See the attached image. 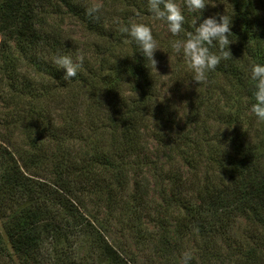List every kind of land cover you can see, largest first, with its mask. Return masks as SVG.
<instances>
[{"label":"trees","instance_id":"16d2710c","mask_svg":"<svg viewBox=\"0 0 264 264\" xmlns=\"http://www.w3.org/2000/svg\"><path fill=\"white\" fill-rule=\"evenodd\" d=\"M96 1L0 0V264H138L110 235L116 225L136 236L137 225L151 217L165 229L147 234L154 240L150 264H179L185 253L168 218L181 235L226 232L236 217L247 220L253 242L238 264H264V122L250 110L248 75L252 64H264V0H220L215 13L210 3L200 18L176 0L184 30L168 37L158 35L153 25H167L149 13L147 0ZM93 4L102 6L96 18L86 14ZM217 14L232 18V58L200 84L180 62L174 76L185 78L191 92L163 98L162 56L193 31L195 20L198 26ZM64 15L89 40L64 34L57 21ZM115 19L152 29L160 48L156 67ZM79 54L85 60L77 76L62 79L53 58ZM215 94L245 105L246 129L239 111L224 120L230 133L211 132L202 108L218 106ZM182 98L179 116L173 108ZM215 112L225 118L224 109ZM216 137L226 145L214 143ZM178 159L184 166L172 165ZM155 197L163 211L155 210ZM172 204L185 212L171 218Z\"/></svg>","mask_w":264,"mask_h":264},{"label":"rangeland","instance_id":"374dc122","mask_svg":"<svg viewBox=\"0 0 264 264\" xmlns=\"http://www.w3.org/2000/svg\"><path fill=\"white\" fill-rule=\"evenodd\" d=\"M98 1L99 0H97L96 2ZM177 4L180 5V2H178ZM220 4V0H211V8L209 9V11L215 13L220 7ZM57 21L61 26L60 30L63 31L64 34L70 36L75 40H80L81 42L89 40V33L87 32V30H85V28L79 22H76L75 19L71 18L70 16L64 15L58 17ZM153 26L157 30L158 35L168 37V31L164 26L157 24ZM168 40L169 39H167L166 41ZM166 41H161L160 43H158L161 48L164 46ZM163 56L161 58V61L158 63V78L163 98L174 100L177 94V90H181L182 95L185 94L184 92L186 90H188L190 93V83L185 78L177 79L176 76H174V71L179 66L180 62L185 61L183 57L173 52V50L169 54L165 55L164 53ZM28 72L31 74L34 73L32 71ZM32 80L33 82L36 81V79ZM213 99L218 102V106L216 108H202L204 111L203 120H206L207 126L213 133H230L231 129H228V124L225 123V119H227V117L229 116L228 114H230L233 119H236V115L239 113L240 109L246 107L245 105H242L241 101L239 100L233 99V101L228 102L225 98L222 99L219 97V95L216 94ZM176 101L178 103L176 105V108H173V110L175 113H179V116H182L183 110L185 109L182 108L184 106L185 100L184 98H182L176 99ZM222 109H224L225 111V118H221L220 114L218 117L217 112H215L220 111ZM241 113L243 115H241L240 120L243 121L244 128L246 129V121L249 118L243 112ZM254 134L260 135L261 132H254ZM213 142L220 143L221 146L226 145L227 143H224L225 140L219 137L214 138ZM152 156L153 158H156L160 161L166 159L164 157V154L162 153H153ZM178 161L179 162H175L172 165H174V167L176 168H180L182 165L184 166L185 163L183 161L179 159ZM184 170L190 175L193 172V170L188 167H184ZM200 174L204 176L203 169ZM155 199L156 200H153L152 203L155 207V210L159 212V210H162L161 207H159L161 204L159 203V199H157L156 197ZM170 212V217L172 218L178 217L179 214H182L185 211L184 208H182L178 204H172ZM106 220L107 218L104 217L102 221L106 222ZM167 220L171 223L170 228L173 230L172 234L176 236L179 244L182 245V249L185 250V252H190L192 254L193 259L191 261V264H238L239 257L244 255L249 250V248L252 247L253 244L251 240V227L248 225V222L244 217L234 218V220L231 221L229 228L226 230V232H221L220 230H218L217 234H214L215 231L196 232V230L193 229L191 232L194 233L190 234V232L186 231L183 232L181 235H177L175 233L177 232V223L175 221L176 219L168 218ZM154 223L155 222L153 217H151V219H144L143 223H139L137 227H140L141 233L136 235L138 238L135 236V234H132L129 229L124 230L119 226L113 225L114 228L116 227V231L114 233L113 230L112 235H110L112 236L110 237V239L114 241L116 240V242H120L122 245L125 246L127 250H130V252L133 253L138 264H150L151 261L149 260L151 254L153 253L152 250H154V240H148L147 234L153 231L158 232L157 229H159V232L162 233L165 229L164 227L160 229L161 226H155ZM0 228H2L1 222ZM178 236H181V238H178ZM180 259L178 260L179 262Z\"/></svg>","mask_w":264,"mask_h":264},{"label":"clouds","instance_id":"9594fccd","mask_svg":"<svg viewBox=\"0 0 264 264\" xmlns=\"http://www.w3.org/2000/svg\"><path fill=\"white\" fill-rule=\"evenodd\" d=\"M210 3V0H184V7L200 18L203 10ZM147 6L149 13L156 20L166 22L167 30L172 36H179L183 32L185 15L176 0H147ZM101 10V5L93 4L86 8V14L96 18ZM217 16L203 19L198 26L195 20L192 25L193 31L185 39L171 44L173 52L181 55L187 62L192 81L198 84L205 81L207 74L215 70L222 60L232 58L229 47L233 42L229 39L232 18L227 15L217 14ZM113 23L118 26L120 33L126 34L135 42L138 52L145 60L153 62L156 67L154 54L160 48L154 39L152 29L144 23L121 24L118 19ZM213 48L216 49L215 52L211 51ZM84 60L83 54H79L75 60L70 55H57L52 63L57 70H64L62 79L69 81L77 76ZM248 75L253 82L252 96L255 101L250 110L258 121L264 122V64H252ZM192 259V254L185 252L181 256L180 264H191Z\"/></svg>","mask_w":264,"mask_h":264}]
</instances>
